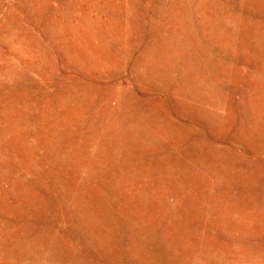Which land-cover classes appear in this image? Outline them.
Listing matches in <instances>:
<instances>
[{
	"label": "rangeland",
	"instance_id": "374dc122",
	"mask_svg": "<svg viewBox=\"0 0 264 264\" xmlns=\"http://www.w3.org/2000/svg\"><path fill=\"white\" fill-rule=\"evenodd\" d=\"M0 264H264V0H0Z\"/></svg>",
	"mask_w": 264,
	"mask_h": 264
}]
</instances>
